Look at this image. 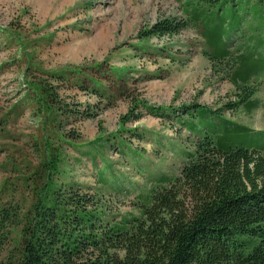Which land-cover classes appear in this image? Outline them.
<instances>
[{
  "label": "rangeland",
  "instance_id": "1",
  "mask_svg": "<svg viewBox=\"0 0 264 264\" xmlns=\"http://www.w3.org/2000/svg\"><path fill=\"white\" fill-rule=\"evenodd\" d=\"M184 3L0 0V187L11 180L24 196L16 173L33 170L51 151L61 160L60 181L100 193L111 220L139 216L142 197L160 176L174 178L190 149L194 135L178 123L184 107L200 104L264 132L258 20L246 16L224 59L210 58L220 47H209L191 25L174 35L145 33L159 19L183 18ZM250 54L262 66L247 84L258 107L229 111L238 92L230 76ZM60 79L63 102L93 116L70 118L38 106L32 85H61Z\"/></svg>",
  "mask_w": 264,
  "mask_h": 264
},
{
  "label": "trees",
  "instance_id": "2",
  "mask_svg": "<svg viewBox=\"0 0 264 264\" xmlns=\"http://www.w3.org/2000/svg\"><path fill=\"white\" fill-rule=\"evenodd\" d=\"M183 14L159 19L145 33L174 35L191 25L209 47H220L212 59L231 55L229 38L248 15L264 35V0H185ZM256 61L250 54L232 71L238 92L227 110L258 107L247 86L262 70ZM59 81L32 85L38 106L70 118L93 116L63 102L58 89L66 82ZM94 94L104 95L101 86ZM182 111L178 123L194 135L190 149L177 175L160 176L142 197L139 216L111 220L100 193L60 181L61 160L51 151L33 170L16 173L24 196L7 179L0 187V264H264V132L200 104Z\"/></svg>",
  "mask_w": 264,
  "mask_h": 264
}]
</instances>
